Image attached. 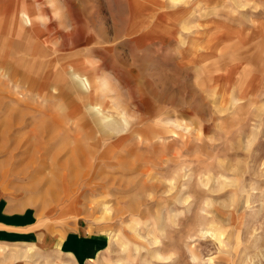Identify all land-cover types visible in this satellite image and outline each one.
I'll list each match as a JSON object with an SVG mask.
<instances>
[{
  "label": "rangeland",
  "instance_id": "374dc122",
  "mask_svg": "<svg viewBox=\"0 0 264 264\" xmlns=\"http://www.w3.org/2000/svg\"><path fill=\"white\" fill-rule=\"evenodd\" d=\"M4 4L0 193L105 241L22 263L264 264V0Z\"/></svg>",
  "mask_w": 264,
  "mask_h": 264
},
{
  "label": "crops",
  "instance_id": "0c3cea01",
  "mask_svg": "<svg viewBox=\"0 0 264 264\" xmlns=\"http://www.w3.org/2000/svg\"><path fill=\"white\" fill-rule=\"evenodd\" d=\"M1 5H5L4 0ZM104 242L103 236H88L72 230L61 234L44 230L37 209L23 200L14 201L0 193V247H4L3 250L18 249L2 257L0 260L5 262L2 264H12L13 261H9L12 258L15 259L13 264H23V257H29L30 251L37 247L90 259L104 247Z\"/></svg>",
  "mask_w": 264,
  "mask_h": 264
},
{
  "label": "bare ground",
  "instance_id": "6f19581e",
  "mask_svg": "<svg viewBox=\"0 0 264 264\" xmlns=\"http://www.w3.org/2000/svg\"><path fill=\"white\" fill-rule=\"evenodd\" d=\"M85 246V245H84Z\"/></svg>",
  "mask_w": 264,
  "mask_h": 264
}]
</instances>
